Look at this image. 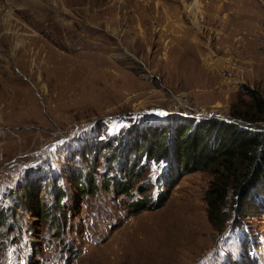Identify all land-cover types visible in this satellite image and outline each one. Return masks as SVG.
Masks as SVG:
<instances>
[{
  "label": "rangeland",
  "instance_id": "1",
  "mask_svg": "<svg viewBox=\"0 0 264 264\" xmlns=\"http://www.w3.org/2000/svg\"><path fill=\"white\" fill-rule=\"evenodd\" d=\"M240 85L264 97V0H0V264H264V181L216 231L173 155Z\"/></svg>",
  "mask_w": 264,
  "mask_h": 264
},
{
  "label": "trees",
  "instance_id": "2",
  "mask_svg": "<svg viewBox=\"0 0 264 264\" xmlns=\"http://www.w3.org/2000/svg\"><path fill=\"white\" fill-rule=\"evenodd\" d=\"M238 91L248 97V102L231 108L228 116L232 121L208 119L193 128L177 130L173 145V155L181 165L182 172L207 171L213 176L203 196L205 215L216 231L225 226L230 211L237 206L244 186L251 181H264V97L258 90L243 85L239 86ZM164 137L159 135L155 138V146L149 149L153 157L157 158L165 151ZM135 138L136 142L145 144L148 150L149 138L142 133ZM79 177L88 181L89 187H93L90 176ZM119 183L122 182H112L114 190L123 188ZM47 188L53 202L48 207L45 204V207L43 204L38 205V215L53 214L51 210L54 209L64 217L59 205L62 194L59 189H52L51 185ZM126 188L124 193L128 186ZM14 200L18 202L17 196ZM137 202L132 204L135 212L142 210H139L141 207H138L140 205Z\"/></svg>",
  "mask_w": 264,
  "mask_h": 264
},
{
  "label": "bare ground",
  "instance_id": "3",
  "mask_svg": "<svg viewBox=\"0 0 264 264\" xmlns=\"http://www.w3.org/2000/svg\"><path fill=\"white\" fill-rule=\"evenodd\" d=\"M5 19H7V18H5ZM21 46H22V44H20Z\"/></svg>",
  "mask_w": 264,
  "mask_h": 264
}]
</instances>
